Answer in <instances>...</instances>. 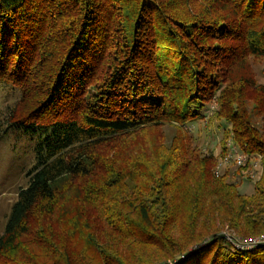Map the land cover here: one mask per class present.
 <instances>
[{
  "label": "trees",
  "instance_id": "obj_1",
  "mask_svg": "<svg viewBox=\"0 0 264 264\" xmlns=\"http://www.w3.org/2000/svg\"><path fill=\"white\" fill-rule=\"evenodd\" d=\"M262 61L264 0H0V89L20 93L0 141L34 143L0 264H264L220 233L264 235ZM233 148L247 165L215 177Z\"/></svg>",
  "mask_w": 264,
  "mask_h": 264
},
{
  "label": "rangeland",
  "instance_id": "obj_2",
  "mask_svg": "<svg viewBox=\"0 0 264 264\" xmlns=\"http://www.w3.org/2000/svg\"><path fill=\"white\" fill-rule=\"evenodd\" d=\"M253 71L257 81L264 84V61L253 64ZM20 99L19 91L10 87L0 89V113L18 102ZM188 135L192 138L193 144L200 146L205 153L208 150L215 154L221 150L223 132L214 124L207 125L206 121L191 123L186 127ZM169 136L174 131L167 130ZM33 147L30 136L23 131H15L0 141V236L4 232L10 210L14 202L17 200L18 191L26 186V173L33 163ZM257 161V160H256ZM260 163V162H259ZM261 164V163H260ZM247 169H241L240 176L234 177L239 182V193L243 195H252L255 192V186L258 178H251ZM261 168V167H260ZM233 168L231 173L235 172ZM263 172V170H262ZM261 173V169H259ZM261 174L259 179L261 178ZM222 234H229L233 237H240L229 227H221ZM242 237V236H241ZM168 264H172L169 262Z\"/></svg>",
  "mask_w": 264,
  "mask_h": 264
},
{
  "label": "built area",
  "instance_id": "obj_3",
  "mask_svg": "<svg viewBox=\"0 0 264 264\" xmlns=\"http://www.w3.org/2000/svg\"><path fill=\"white\" fill-rule=\"evenodd\" d=\"M248 163V156L238 152L235 148L231 149L226 155L221 157L218 161L217 166L214 170L215 177H220L222 175L223 170L229 167H237L242 168L245 167ZM261 165L259 161L251 162V166L247 173L251 176V178L255 179L260 176L259 169ZM247 169V168H246ZM228 239L235 244L237 248L240 249H250L259 245L264 244V235L248 238V239H239L235 238L231 235L228 236Z\"/></svg>",
  "mask_w": 264,
  "mask_h": 264
}]
</instances>
